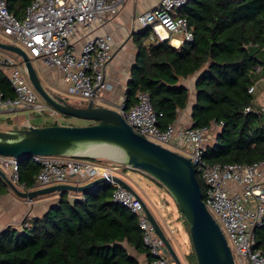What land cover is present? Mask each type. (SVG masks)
Listing matches in <instances>:
<instances>
[{
	"label": "trees",
	"instance_id": "16d2710c",
	"mask_svg": "<svg viewBox=\"0 0 264 264\" xmlns=\"http://www.w3.org/2000/svg\"><path fill=\"white\" fill-rule=\"evenodd\" d=\"M32 1L8 0L7 7L21 20ZM179 14L187 19L193 42L177 48L168 40L151 39L150 28L135 36L138 56L131 68L126 110L136 104L139 92L148 93L154 110L162 114L159 127L166 129L188 106L190 91L182 82L198 74L191 127L210 129L222 123L206 144L204 159L221 164L264 161L262 108L249 93L261 65L257 53L264 50V0H192ZM0 93L5 98L15 95L2 73ZM40 171L33 159H20L19 184L34 189ZM10 191L0 179V197ZM113 193L108 183L85 193L59 192L58 201L41 217L31 218L28 226H8L0 232V264H140L128 248L152 262L138 217L113 202ZM255 234V249L264 253V227ZM182 260L197 264L194 250Z\"/></svg>",
	"mask_w": 264,
	"mask_h": 264
},
{
	"label": "built area",
	"instance_id": "2783aa9c",
	"mask_svg": "<svg viewBox=\"0 0 264 264\" xmlns=\"http://www.w3.org/2000/svg\"><path fill=\"white\" fill-rule=\"evenodd\" d=\"M7 1L0 0V33L9 37L8 43L26 51L33 63L59 69L69 93L82 100H93L97 97L96 89L106 88V68L114 55L113 36L92 37L90 34L113 21L127 0H33L21 20L9 11ZM191 1L161 0L158 6L138 16V21L152 30L151 39L172 38L178 40L179 48L194 41L187 19L178 13ZM81 39L84 43L78 48ZM0 73L7 77L15 94L14 98H5L0 93V114L27 110L38 115L59 114L34 88L19 55L9 56L0 51ZM249 93L255 94V86L250 87ZM118 110L136 133L191 160L198 180L203 183L206 207L223 230L235 264H264V253L255 249V232L264 227V161L252 164L207 162L204 154L211 137L209 129L180 127L176 123L161 129L159 116L162 114L154 110L148 93L139 92L130 110H126L124 103ZM260 112L264 114V108ZM216 125L221 128L222 123ZM33 161L41 167L34 189L71 180L75 185H82L105 178V183L114 187L113 202L138 217L143 242L153 256L151 264H174L142 203L116 181L119 165H103L101 158L73 155L35 156ZM0 167L18 188L30 190L19 184L17 158L0 156ZM28 225L29 220L21 223L22 228Z\"/></svg>",
	"mask_w": 264,
	"mask_h": 264
},
{
	"label": "water",
	"instance_id": "95a60500",
	"mask_svg": "<svg viewBox=\"0 0 264 264\" xmlns=\"http://www.w3.org/2000/svg\"><path fill=\"white\" fill-rule=\"evenodd\" d=\"M0 49L13 52L22 58L29 80L47 104L60 114L93 121L85 126L49 125L0 130V156L18 160L33 159L35 156L63 155L96 158L86 153L90 152L92 146H115L122 150V154L114 161L152 177L173 196L186 220L197 264H235L232 249L223 230L206 207L195 166L189 158L136 133L118 109L95 106L96 97L90 100L87 106L70 104L61 94L51 92L44 86L26 51L1 40ZM97 93L98 89L95 90V94ZM262 121L264 125V114ZM0 179L5 181L18 197L30 202L40 196L62 191L85 193L106 182L105 178H99L82 185L59 183L24 191L10 180L1 167ZM115 179L142 203L173 263L183 264L144 200L124 179L118 176H115Z\"/></svg>",
	"mask_w": 264,
	"mask_h": 264
},
{
	"label": "crops",
	"instance_id": "0c3cea01",
	"mask_svg": "<svg viewBox=\"0 0 264 264\" xmlns=\"http://www.w3.org/2000/svg\"><path fill=\"white\" fill-rule=\"evenodd\" d=\"M161 0H127L121 9L119 15L111 22L96 28L90 35H107L113 36V51L114 55L112 60L108 63L106 68V88L100 89L97 93L96 99H103L104 103H108L112 108L118 109L122 102L125 100L126 92L128 89V83L131 78V68L137 60V44L135 36L142 33L146 28L138 21V16L142 15L146 11L158 6ZM180 13V11L178 12ZM179 39V38H175ZM168 40V39H167ZM169 43L177 47L174 44L178 40H168ZM84 43V39H81L77 43V47L81 48ZM178 48V47H177ZM261 65L257 67V78L255 80V97L256 104L264 108V50H260L257 53ZM41 65V80L44 86L59 94V89L65 86L64 75L57 68H49ZM198 78V74L188 78L182 82L189 88L190 97L188 106L179 111V117L176 124L180 127L192 126V108L196 100L195 82ZM82 102H89L82 100ZM108 106V105H107ZM109 107V106H108ZM13 121V124L4 130L10 129H26L33 125L30 120L17 121L14 117L9 118ZM32 124V125H31ZM51 125V124H47ZM71 125V124H66ZM36 126V127H43ZM220 130L217 125H212L209 129L211 137L214 139L216 133ZM208 143V142H207ZM70 184H74L71 180ZM262 184H264V177L262 178ZM59 199V194H49L40 196L34 201L28 202L23 198L18 197L12 190L0 197V232L6 227L12 226L17 229H22L21 223L25 220H31V218H38L44 215L50 207L55 204ZM167 234L173 247L179 246L178 239L173 234L171 225L164 219L158 221ZM131 255L135 256L140 264H151L146 254L137 253L134 249L128 248Z\"/></svg>",
	"mask_w": 264,
	"mask_h": 264
},
{
	"label": "rangeland",
	"instance_id": "374dc122",
	"mask_svg": "<svg viewBox=\"0 0 264 264\" xmlns=\"http://www.w3.org/2000/svg\"><path fill=\"white\" fill-rule=\"evenodd\" d=\"M0 40L4 42H10L9 37L1 33ZM0 51L5 55H15V53L6 50L1 49ZM33 65L39 77H41V65L38 62H34ZM59 94H61V96H63L66 101L70 104L80 106L88 105V102H82L81 98L69 93L66 86H64L63 88L61 87L59 89ZM123 103L124 102H122V105ZM94 105L106 107L109 106V108H112V106H110L108 103H104L103 99L101 98L95 99ZM12 117H14L17 121L30 120L32 124L36 126L56 123L58 125L71 124L73 126H85L93 123V121L90 120L70 117L60 113L56 116H50L46 113L38 115L34 111L27 110L17 113L0 114V130H4L5 128L13 124V121L9 120V118ZM211 135L213 136V134ZM212 141L213 138L210 137V140L208 142ZM100 162L103 165L108 166L119 165L120 167L118 170H116L115 175L123 178L140 195V197L144 200V202L151 210L152 214L157 219V221H161V219H164L169 225H171L173 234L179 242V246H175L174 249L181 260L184 258L186 253L191 252V250L193 249V245L190 238L189 229H187L188 227L186 225V220L183 214L181 213L175 199L163 185H161L152 177L142 173L141 171L128 168L126 167V165L115 162L114 160L108 158H101ZM165 250L167 252L166 247ZM182 262L183 264H187L183 260Z\"/></svg>",
	"mask_w": 264,
	"mask_h": 264
},
{
	"label": "bare ground",
	"instance_id": "6f19581e",
	"mask_svg": "<svg viewBox=\"0 0 264 264\" xmlns=\"http://www.w3.org/2000/svg\"><path fill=\"white\" fill-rule=\"evenodd\" d=\"M164 36L167 34L165 32ZM174 44H177V41H175ZM88 155H93L97 158H108L111 160H117L120 158V154H122V150L112 146V145H106V144H100V145H94L91 147L90 152H86ZM116 162V161H115Z\"/></svg>",
	"mask_w": 264,
	"mask_h": 264
}]
</instances>
